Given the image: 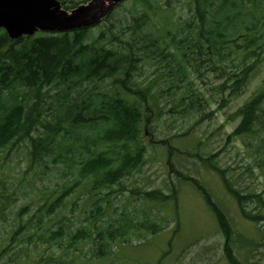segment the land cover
Returning a JSON list of instances; mask_svg holds the SVG:
<instances>
[{"label":"trees","instance_id":"16d2710c","mask_svg":"<svg viewBox=\"0 0 264 264\" xmlns=\"http://www.w3.org/2000/svg\"><path fill=\"white\" fill-rule=\"evenodd\" d=\"M58 1L68 11L89 0ZM248 1L254 0H190L191 18L184 22L182 33L175 34L165 31L155 36L148 30L152 20L162 12V7L152 0L134 1L126 14V26L119 32L121 36L113 32L112 25L92 39V29L37 33L17 40H10L0 29V153L6 151L4 159L24 139L31 145L32 164L54 153L64 159L62 138L68 136L72 142L74 136L96 132L93 155L69 162L79 166L77 180L39 210L46 216L53 214L83 181L92 190L110 189L141 169L144 149L138 141L142 128L147 130L164 115H188L200 112L203 107L200 94L189 88L203 64L207 73L224 79L217 87L219 93L225 94L223 104L239 98L256 74L264 52V41L261 42L264 35L256 30L260 21L245 11L244 4ZM113 15L114 12L101 25L110 23ZM149 70L151 78L141 81ZM50 89H56V99L49 94ZM164 102L167 104L163 105ZM234 117L239 118V123L227 136V142L247 135L264 142V82L237 109ZM72 144L74 150L68 153L75 157L83 145ZM257 152L254 162L262 165L264 148L259 147ZM166 164L171 166V160ZM208 167L219 173L240 217L254 227L264 228L262 196L241 192L232 186L225 171L212 164ZM191 183L214 215L224 237L226 261L242 264L231 249V227L226 215L198 181ZM2 186L0 180V219L14 202L13 195ZM142 198L156 208L165 203L177 206L175 191L169 195L157 190L145 191ZM248 204L255 205L256 212L246 210ZM35 218L36 222L40 220ZM22 227L14 231L10 242L17 238ZM127 227L98 232L93 238L92 231L78 230L72 242L90 241L106 256L111 243L127 241ZM161 229L149 224L142 230L155 236ZM50 235L52 242L62 238L58 230ZM240 238L249 249L257 244Z\"/></svg>","mask_w":264,"mask_h":264},{"label":"rangeland","instance_id":"374dc122","mask_svg":"<svg viewBox=\"0 0 264 264\" xmlns=\"http://www.w3.org/2000/svg\"><path fill=\"white\" fill-rule=\"evenodd\" d=\"M134 1L128 0L116 8L111 22L94 27L90 39L110 25L113 32L119 34L126 26V14ZM152 1L162 7V12L152 20L148 30L155 36L165 31L182 33L184 22L191 18L190 0ZM244 7L246 13L258 17L260 24L256 30L264 35V0L248 1ZM201 44L206 45L205 42ZM214 59L217 61V57ZM225 63L231 67L229 62ZM149 73L150 70L141 81L150 79ZM223 82L224 79L207 73L203 64L197 77L189 83V88L203 99L200 112L164 115L147 130L142 128L138 141L144 149L141 169L110 189L92 190L83 181L64 200L63 206L49 216L39 209L77 180V166L69 162L96 151V144L91 141L93 133L71 140L83 143L75 157L68 153L75 147L71 146L68 136L61 142L64 159L54 153L31 164L27 139L22 140L6 159L5 153H0L2 187L14 199L0 219V264H228L223 254L224 237L191 180L198 181L226 215L234 256L242 264H264V228L254 227L240 217L237 205L222 186L219 173L208 167L212 164L225 171L232 186L241 192L257 193L264 199V163L254 162V153L258 154L259 147L264 148V142L254 135L227 142V136L239 123L235 112L264 82V52L244 93L227 104L222 103L225 94L217 91ZM49 94L56 99V89H50ZM221 105L224 106L220 108ZM129 150L132 152L133 146ZM168 160L171 166L166 164ZM153 190L164 195L175 191L177 206L165 203L156 208L143 201L142 193ZM98 207L99 212L95 214ZM245 208L256 212L255 205L248 204ZM35 217L40 220L36 222ZM149 224L163 229L152 236L142 230ZM20 226L23 227L17 238L10 242ZM126 226L129 228L127 241L111 243L106 256L90 241L72 242L78 230L92 231L93 238L98 232ZM57 230L62 238L52 242L50 233ZM240 236L255 241L256 246L253 249L245 247Z\"/></svg>","mask_w":264,"mask_h":264},{"label":"water","instance_id":"95a60500","mask_svg":"<svg viewBox=\"0 0 264 264\" xmlns=\"http://www.w3.org/2000/svg\"><path fill=\"white\" fill-rule=\"evenodd\" d=\"M126 0H90L64 11L55 0H0V29L9 39L32 36L35 32L64 33L100 24Z\"/></svg>","mask_w":264,"mask_h":264}]
</instances>
